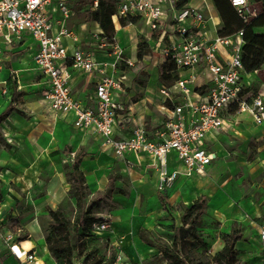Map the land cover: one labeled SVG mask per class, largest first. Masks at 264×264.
<instances>
[{
  "label": "built area",
  "instance_id": "1",
  "mask_svg": "<svg viewBox=\"0 0 264 264\" xmlns=\"http://www.w3.org/2000/svg\"><path fill=\"white\" fill-rule=\"evenodd\" d=\"M111 1L117 11L113 22L137 18L149 30L162 33V37L169 34L172 38L160 53L176 64L178 79L164 84L159 91L169 115L154 137L142 125L135 127L128 138L117 137L118 115L124 107L113 95L121 88V81L106 75V64L98 63L91 52L76 47L69 54L64 45V39L78 40L65 22L76 10L97 9L100 0H0V53L3 39L11 43L13 39H22L25 33L31 35L38 43L35 63L47 80L44 99L50 109L61 115L73 113L74 127L98 135L102 146L118 159L132 152L149 155L156 165L158 189L165 192L180 175L178 171L169 170L171 153H176L186 176L202 175L215 159L205 146L212 133L243 117H249L257 125L264 122V98L248 80L258 78L260 69L249 72L245 69L242 61L244 30L228 37L218 32L213 35L208 28L209 19L199 8L188 4L176 6L187 0ZM207 1L203 0L206 6ZM53 2L62 16V20L56 22L58 30L47 10ZM230 2L246 23L258 17L249 0ZM113 47L114 67L117 68L122 62V53L118 45L113 44ZM69 60L74 68L87 74H103L95 87L94 109L85 108L74 99L70 88L71 73L64 64ZM128 64L133 65L130 61ZM201 74L205 76L203 85L198 84ZM102 219L94 224V233L105 232L110 227L109 219ZM258 235L264 242V225ZM4 240L20 264L35 261L33 253L19 247L16 236L6 234Z\"/></svg>",
  "mask_w": 264,
  "mask_h": 264
},
{
  "label": "crops",
  "instance_id": "2",
  "mask_svg": "<svg viewBox=\"0 0 264 264\" xmlns=\"http://www.w3.org/2000/svg\"><path fill=\"white\" fill-rule=\"evenodd\" d=\"M186 4L199 8V10H201L209 19L208 28L211 30L212 34H217L221 26V18L212 0L207 1L208 6L203 4V0H187ZM250 5L252 11H254L259 18L256 20H254L255 18L250 19L251 33H246V40L264 47V4L262 2L251 1ZM47 10L51 16L52 22L55 23V29L58 30L59 25H57L56 22L62 20V16L57 4L53 2L48 6ZM85 10V8L76 10L75 14L65 22L67 28L78 37L77 41L64 39V45L68 48V53L71 54L76 47L91 52L94 54V58L98 63L106 64L104 68L106 75L113 76L121 81V88L116 90L113 95L114 100L121 103L124 107V110L118 115L119 125L116 131L117 137H130L132 130L139 125L144 126L149 135L154 137L163 127L165 120L169 115L167 104L159 93L161 87L164 85L160 81L159 69L155 68L158 71L159 79L157 87L150 84L149 72H151L150 70L152 69L154 70L151 66L145 70L148 77L143 82L133 81L135 78H132L131 74L134 72L119 75L117 68L114 67L116 59L113 54V44L109 42L99 25L95 22H87L85 18L82 23H76V19H78L81 14L84 15ZM118 22L120 21H115L113 24L115 25ZM140 22L141 21L138 20L137 23ZM142 24L145 26L144 23ZM157 33L159 34V38L156 40L153 38V42L161 43V49H163L169 44L170 39L172 41V38L169 34L162 37V33ZM161 38L164 42H161ZM119 44L122 47V44ZM135 47V54L137 56L138 46ZM23 50L30 51L32 55L31 65L27 64V67L24 69L21 66L15 67V71L11 72L12 76L9 77L7 82H4L7 84L11 96V101L7 107L10 104H13L16 107V110L11 112L5 122L9 120L13 113H19L16 102L17 97L22 98L27 95V93L20 89L18 85L19 83L21 84V82L18 81L19 79L17 80V78L20 77V71L21 75H24L23 79H26L25 86L32 87L33 90H35L42 100L46 112L53 118V120H55L57 124L63 125V129H67L66 127L70 126L78 131L69 135L68 131L61 130V133L64 134L63 139L68 140L62 151L57 150L52 153H46L35 147L31 148L33 153H30L27 151L23 152L21 151L22 149H19V153H17L18 157L15 158V162H18L14 164L15 173H7L8 175H11L10 181L13 182L15 186L17 194H14V196H16V198H19V196H25L27 199V206L30 208L29 222L26 224L24 234L22 235L24 239L22 240L21 237H17L16 242L22 250L35 255V261L29 264H55V260L50 255L47 248L42 224L43 221L48 219L49 213L58 208L57 205L60 203L61 199L67 195L69 190L68 188L66 189L68 186L67 183L65 184V189L62 186L64 181L62 179L63 166L61 163L65 164L68 162L69 165L74 162L77 155L83 154L81 168L86 176L87 184H89V187L92 190L96 189L100 181L106 178L100 176L98 179L91 173V170L92 168H95V174L100 170V174L102 175L103 171L100 167L103 164H106L107 168H110L114 173L126 175L131 178L135 183L131 194L120 191L116 194V191L113 189L111 201H113L114 196L115 203L122 205L121 208H119L121 210H118L119 213L116 214L129 216H125L123 220L114 223V234L111 236H113V240L119 238L123 239V251L125 256L127 255L135 261H140L144 255L157 254V249L151 248L141 241L139 231L141 228H146L151 231L149 224L154 221L155 216L156 218H162V214L168 212V196L178 192L179 195L177 196V200L183 198V201L179 203V209L182 205L190 207L198 198L203 197L206 200L207 213L211 211V208L220 206L226 200V194L217 195L213 190V186H209L210 183H212L211 177H215L220 169V166H215V162L224 152V150L222 151L220 149V147H222V144L219 142V137L221 135L227 132L230 133L236 131L237 129L243 131L246 127H253L252 130L254 134L259 138H264V122L261 125H257L249 117H243V119L232 123L230 126L224 127L219 132L212 133L208 137L205 146L206 149L215 156V159L206 167L205 172L202 175L193 174L192 176H186L185 169L181 163L178 162L176 153H171L169 155V170L178 171L180 175L171 188L167 189L165 192H160L157 186L158 175L156 165L149 155L132 152L126 154L123 159H118L110 150H107L102 146L101 138L98 135L89 131H80L74 127L73 123L75 116L73 113L61 115L50 109L48 102L44 99V91L48 88L47 80L37 70L35 63V56L38 53V43L31 35L25 33L22 36V39H13L11 43H8L3 39L1 42L0 62L6 60V57L10 53ZM153 52L159 51L153 48ZM99 57L104 59V61H99ZM107 59L111 61H106ZM130 60L131 63L134 62L132 58ZM64 64L71 73L70 88L74 99L80 102L83 107L94 109L96 106L95 87L100 82L103 74L99 72L87 74L74 68L70 60L66 61ZM196 72H198V70H196ZM248 80L264 98V65L259 70L258 78ZM204 83L205 76L201 74L199 75L198 84L203 85ZM13 84H16L17 93H22V95L16 96L14 100L11 95V87ZM7 107L1 113H3ZM75 146L77 147L76 149ZM68 149H71V151L69 152ZM90 164H93L92 167H90ZM49 167L54 169V176L48 180H44L42 178V173H44ZM90 176H92L91 180L89 179ZM112 184L110 186H112ZM98 191H100V188ZM144 201L145 215L142 216L136 214L135 209H137L138 205L140 206ZM8 205L10 211L14 213V216L17 215V209L15 207L17 203L14 202ZM229 208H233L232 220L238 219L244 224L250 225L253 223L252 221L254 217L253 219H250L249 217L250 207L248 203H230ZM223 218L224 217H222V219ZM108 219L111 220L110 217H108ZM144 219L145 222L148 221L147 224L143 223ZM5 222L6 221H4V217L2 216V211H0V230L5 225ZM252 225L254 226L255 224ZM257 229L259 232L260 227L258 226ZM232 230L233 229L225 233H230ZM258 232L257 236L259 234ZM9 233L10 232H6V234ZM129 233H132L133 237H130ZM241 233L243 238L244 234L242 231ZM242 238L237 243V249ZM25 243H27V245H25ZM223 246L224 243L221 240L219 250H221ZM0 264H20L12 253L9 245L5 242L4 238L1 237Z\"/></svg>",
  "mask_w": 264,
  "mask_h": 264
},
{
  "label": "rangeland",
  "instance_id": "3",
  "mask_svg": "<svg viewBox=\"0 0 264 264\" xmlns=\"http://www.w3.org/2000/svg\"><path fill=\"white\" fill-rule=\"evenodd\" d=\"M84 21V15L81 14L76 23H82ZM143 22L136 24H127L123 26L120 22L114 25L113 29L106 34L109 42L118 45L121 51L122 62L118 64L117 72L119 75L131 74L133 81H145L148 77L146 69L149 66L154 70H150L149 79L150 84L156 86L159 84L158 71L160 65L164 63L165 58L160 53L162 45L161 43H154L153 38L156 40L159 38L157 32L149 30L143 26ZM251 33V29L249 34ZM130 38V39H129ZM148 41L155 50L153 56H146L143 60L138 61L135 54V46L140 43ZM161 42L164 40L161 38ZM122 44L121 45L119 44ZM120 45V46H119ZM135 45V46H134ZM115 48L113 47V50ZM31 53L29 50H23L19 52L10 53L6 60L0 62V113L7 107L11 101V96L7 82L11 72L15 71V67L21 66L23 69L28 65H31ZM134 60V64H128L130 59ZM99 61H104L102 58H98ZM111 61V60H106ZM19 69V68H18ZM24 71V70H23ZM17 78L20 89L24 90L26 97H17V107L19 113H13L9 120L0 125V131L2 133L3 142L0 143V191L3 194V200L0 202V211L4 217L5 225L0 230V237L4 238L6 232H10L14 236L22 237L24 234V228L29 222L30 208L27 206V199L25 196H19L16 198L15 186L10 181V174L15 173V158L18 157L19 149L21 151H27L33 153L31 148L37 147L42 152L52 153L54 151H62L68 140L63 139L61 130L68 131L71 135L73 132H78L72 127L68 126L67 129H63V125L57 124L55 120L46 112L42 100L39 95L33 90L32 87H26V79H23L24 75ZM22 86V87H21ZM65 127V126H64ZM62 128V129H61ZM253 127H246L243 131L237 129L236 131L227 132L219 137V142L222 144L220 149L223 152L221 157L216 160L215 166H220V169L212 178V183L209 186H213V190L217 195L226 194V200L217 207L211 208V211L204 217V223L201 228L202 240L207 245V250L210 255H214L220 249L221 234L231 229H240L244 236L238 244L239 263L244 264L250 261H256L262 263L264 261V242L257 236L259 226L260 228L264 224V138L256 136L252 130ZM77 147L75 146V149ZM38 152V151H37ZM37 157V156H36ZM70 163V162H69ZM62 169V183L63 188L67 181L66 173L68 171V162L63 164ZM93 164H90L92 167ZM103 164V174L97 172L92 168L91 173L97 177L104 176L106 179L100 181L96 189H91V197H95L99 194H103L112 184L113 189L118 192H126L131 194L134 189L135 183L130 177L126 175L116 174L107 168V165ZM10 172L8 175L7 173ZM9 176V177H8ZM54 176V169L47 168L42 173V178L48 180ZM93 176V177H94ZM92 179V176L89 177ZM112 179V180H111ZM99 181V180H98ZM113 181V182H112ZM88 183V182H87ZM68 184V183H67ZM70 189V186L66 189ZM100 188V191L98 189ZM65 189V188H64ZM178 192L171 196H168V212L163 215L162 218H154V221L149 224V228L156 237H160L165 242L171 244L173 242L172 233L166 230L167 226L175 224L179 226L181 224V211L179 210V203L182 199L177 200ZM114 201V202H113ZM113 201L108 200L107 205L102 206L101 213L102 218L110 217V227L105 232H96V239H78L77 250V262L75 264H93L99 259H103L105 262L114 257L115 264H166V261L161 258V253L156 252L155 255L143 256L140 261L131 259L123 251V239L119 238L113 240L114 223L123 220L125 216L120 215L118 210H121V204H116L113 196ZM133 201V200H132ZM131 201V202H132ZM17 203L15 206L17 209V215L10 211L8 204ZM171 202V203H170ZM246 202L250 207V219H253L254 226L251 224H244L241 220H232L233 208H229L230 203ZM133 203V202H132ZM145 201L135 209L136 214L145 215ZM58 208H62L66 211L68 217L73 219L75 213V201L69 196V190L60 203ZM124 206V205H123ZM130 214V213H129ZM15 217V218H14ZM222 217H224L222 219ZM145 222V219L143 220ZM142 223V224H143ZM247 223V222H246ZM43 231L47 227V219L43 221ZM260 231V229H259ZM45 233V231H44ZM259 233V232H258ZM130 237L132 233H129ZM76 240V237H74ZM133 240V239H132ZM126 257V259H125ZM86 259V260H85ZM119 260V261H118ZM87 261V262H84Z\"/></svg>",
  "mask_w": 264,
  "mask_h": 264
},
{
  "label": "trees",
  "instance_id": "4",
  "mask_svg": "<svg viewBox=\"0 0 264 264\" xmlns=\"http://www.w3.org/2000/svg\"><path fill=\"white\" fill-rule=\"evenodd\" d=\"M262 2L264 0H249V2ZM219 16L221 26L218 34L223 37L233 36L244 30V44L242 46V61L246 71L260 69L264 65V47L256 45L252 41L246 40V33L249 34L251 23H246L238 14L230 0H212ZM186 1L177 3V7H182ZM116 6L111 0H100L99 6L95 10L86 8L84 18L87 22H95L99 25L104 35L108 34L114 27L113 16L116 14ZM264 15V14H263ZM255 18L254 20L258 19ZM139 19H121L120 23L125 26L129 23L136 24ZM153 56V47L148 41L142 42L137 48V58L141 61L146 56ZM118 67V65H117ZM159 77L162 84L168 85L178 79V69L176 64L170 59H165L159 67ZM13 100L22 93H17L16 84L11 87ZM16 110L13 104L0 114V125L5 122L8 116ZM3 142L0 132V143ZM70 152L71 149H68ZM83 154L76 156L73 163L67 165V183L70 186L69 196L75 201V213L73 219H70L66 211L57 208L49 213L47 227L45 231V241L50 255L54 258L55 264H75L77 262V238L78 239H96L93 226L102 222V206L107 205L111 200L113 187L110 186L103 194L91 197V191L87 184L86 176L81 168ZM3 194L0 191V202L3 200ZM181 224L179 226L172 224L167 226L166 230L172 233L173 242H165L160 237L154 236L146 228H141L139 237L141 241L151 248L157 249L161 253V258L166 264H240L239 250L237 243L242 238V233L238 229H233L230 233H222L220 238L224 246L216 254L210 255L207 245L202 240L201 228L204 223V217L207 213V204L205 198H198L192 206L182 205ZM76 237V240H74ZM23 240L24 238L21 237ZM86 260V259H85ZM87 262V261H84ZM93 264H115L114 257L109 261L99 259ZM244 264H264L256 261L246 262Z\"/></svg>",
  "mask_w": 264,
  "mask_h": 264
},
{
  "label": "bare ground",
  "instance_id": "5",
  "mask_svg": "<svg viewBox=\"0 0 264 264\" xmlns=\"http://www.w3.org/2000/svg\"><path fill=\"white\" fill-rule=\"evenodd\" d=\"M136 234V233H135ZM137 235V234H136ZM25 245H27V243H25ZM136 246V245H135ZM137 247V246H136ZM37 263V262H36Z\"/></svg>",
  "mask_w": 264,
  "mask_h": 264
}]
</instances>
